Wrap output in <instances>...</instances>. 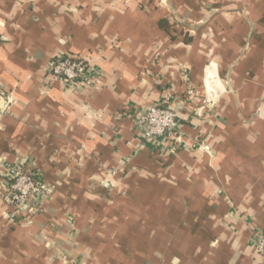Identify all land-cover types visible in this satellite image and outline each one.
<instances>
[{
  "label": "crops",
  "instance_id": "1",
  "mask_svg": "<svg viewBox=\"0 0 264 264\" xmlns=\"http://www.w3.org/2000/svg\"><path fill=\"white\" fill-rule=\"evenodd\" d=\"M60 56L100 74L68 89ZM0 92V185L31 161L49 189L26 219L0 197V264H264V0H0ZM163 99L158 155L136 118Z\"/></svg>",
  "mask_w": 264,
  "mask_h": 264
},
{
  "label": "built area",
  "instance_id": "2",
  "mask_svg": "<svg viewBox=\"0 0 264 264\" xmlns=\"http://www.w3.org/2000/svg\"><path fill=\"white\" fill-rule=\"evenodd\" d=\"M48 75L58 79L68 89L92 84L99 76V69L90 65L88 58L60 56L47 65ZM204 84L202 106H214L220 95L215 78H208ZM214 80V81H213ZM192 91L188 92L191 96ZM12 99L9 94L0 92V117L6 114ZM202 109V107H200ZM136 127L141 143H150L156 153H175L180 143L178 114L170 107L168 99L143 108L137 115ZM207 150V147H203ZM0 185L2 201L11 207L10 218H29L36 214L40 204L48 198L49 189L44 184L31 161L8 165ZM256 250L264 256V235L251 239Z\"/></svg>",
  "mask_w": 264,
  "mask_h": 264
},
{
  "label": "rangeland",
  "instance_id": "3",
  "mask_svg": "<svg viewBox=\"0 0 264 264\" xmlns=\"http://www.w3.org/2000/svg\"><path fill=\"white\" fill-rule=\"evenodd\" d=\"M207 75H210V73H209V70H207V73H206ZM210 78L211 76H207V78ZM213 78H215V81H216V83H217V86H218V90L220 91V95H219V97L217 98V101H216V103H215V105L218 103V102H220V100H221V97H222V95H221V91L222 90H224L223 88H224V86H223V83H222V81L220 80V78L219 77H216V75H215V77H213ZM219 78V79H218ZM210 81V80H209ZM214 81V80H213ZM204 93V92H203ZM202 101H204V94H203V96H202ZM202 101H201V107H202V109L203 108H205V109H207V110H209V109H212V107H214V106H202ZM205 147H207V146H205ZM204 151H210V148L209 147H207V150H204ZM261 235H264V233L263 234H261ZM250 244H252L253 245V243L251 242ZM254 246V245H253ZM258 254L264 259V256L262 255V254H260L259 252H258Z\"/></svg>",
  "mask_w": 264,
  "mask_h": 264
}]
</instances>
